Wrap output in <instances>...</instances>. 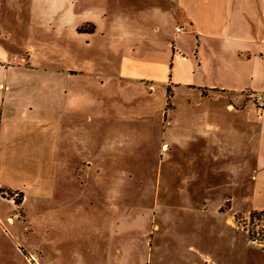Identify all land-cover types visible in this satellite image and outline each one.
<instances>
[{"label": "rangeland", "instance_id": "374dc122", "mask_svg": "<svg viewBox=\"0 0 264 264\" xmlns=\"http://www.w3.org/2000/svg\"><path fill=\"white\" fill-rule=\"evenodd\" d=\"M63 1L54 8L77 16L106 11L105 34L80 28L73 50L59 43L52 52L74 63L56 80L27 78L1 114L0 264H71L77 252L102 264H201L194 252L202 264H264V212L246 209L264 201V184L245 163L240 120L223 101L166 94L174 23L152 15L155 0ZM50 3L0 0L5 46L33 44L31 13Z\"/></svg>", "mask_w": 264, "mask_h": 264}, {"label": "crops", "instance_id": "0c3cea01", "mask_svg": "<svg viewBox=\"0 0 264 264\" xmlns=\"http://www.w3.org/2000/svg\"><path fill=\"white\" fill-rule=\"evenodd\" d=\"M51 1L50 9L31 13L34 41L33 44H26L28 48L20 54L6 47L10 34L6 31L2 36L0 34V120L1 114L7 110L5 106L9 109L15 107L14 100H10L20 93L18 88L23 81L56 80L67 62L74 63L72 53L63 51L55 54L52 52L55 47L63 45L73 50L70 46L74 40V43L78 42L80 28L83 30L81 33L88 34V37L105 34L99 24L101 19L106 18V11L89 10L85 11V15L77 16L71 11L54 8L57 6L54 3L63 0ZM156 1L152 4V15L162 19L167 17L174 23L172 35L166 40L169 61L173 62L171 76L164 84L166 91H170L169 97L171 100L174 98V89H182L187 93L184 95L187 104L193 102V95L200 101H223V111L234 115L236 121L240 120L241 135L245 131V163L252 162V171L258 173L257 177H253L264 184V108H258L250 99L252 94L264 93V0H171L167 8L158 7ZM92 6L100 7L102 1L95 0ZM166 12L169 16H165ZM148 19L152 23L151 30L159 32L162 25L156 19ZM177 27H181V32H175ZM65 42L67 45L64 46ZM147 44L144 45L141 39L136 41V45L144 49ZM15 56H25L26 63L12 65ZM56 65L62 68H52ZM144 81L141 80V83L145 84L148 93H152V86ZM24 94L28 98L43 97L35 90H25ZM52 95L53 91L49 90L44 97ZM185 108L192 110L188 105ZM221 139L216 140L217 146L223 145L224 140ZM253 204L246 209L264 211L262 199L258 198ZM194 254L202 264L201 253ZM90 255L94 253L77 252L72 255L71 264H102L91 260L97 257ZM87 257L91 263L85 260ZM193 260L196 264L197 258ZM27 261L39 264L31 263V258Z\"/></svg>", "mask_w": 264, "mask_h": 264}, {"label": "built area", "instance_id": "2783aa9c", "mask_svg": "<svg viewBox=\"0 0 264 264\" xmlns=\"http://www.w3.org/2000/svg\"><path fill=\"white\" fill-rule=\"evenodd\" d=\"M175 32L176 33L181 32V27L175 28ZM25 63H26V57L24 56H19V57L15 56L11 62L12 65L25 64ZM251 96L250 99L255 103V105H257L258 108H264V93L252 94ZM166 123L168 124V121Z\"/></svg>", "mask_w": 264, "mask_h": 264}, {"label": "trees", "instance_id": "16d2710c", "mask_svg": "<svg viewBox=\"0 0 264 264\" xmlns=\"http://www.w3.org/2000/svg\"><path fill=\"white\" fill-rule=\"evenodd\" d=\"M169 93H170V91H169V89H168V90L166 91V94L170 96ZM261 212H264V211H261ZM254 214H255V213H254Z\"/></svg>", "mask_w": 264, "mask_h": 264}]
</instances>
